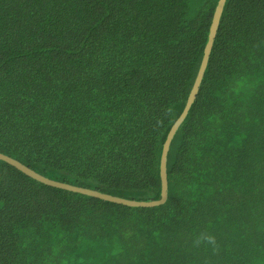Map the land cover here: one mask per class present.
<instances>
[{
	"label": "trees",
	"instance_id": "trees-1",
	"mask_svg": "<svg viewBox=\"0 0 264 264\" xmlns=\"http://www.w3.org/2000/svg\"><path fill=\"white\" fill-rule=\"evenodd\" d=\"M218 3L0 0V153L159 199ZM206 66L162 204L0 158V264H264V0H226Z\"/></svg>",
	"mask_w": 264,
	"mask_h": 264
},
{
	"label": "water",
	"instance_id": "water-1",
	"mask_svg": "<svg viewBox=\"0 0 264 264\" xmlns=\"http://www.w3.org/2000/svg\"><path fill=\"white\" fill-rule=\"evenodd\" d=\"M226 0H219L218 5L216 6V11L214 13V17H213V21L210 27V33H209V39L208 42L206 44L205 47V52H204V56L202 59V63L200 64V69L198 72V75L196 77L195 83L193 85V88L189 94L186 106L182 112V114L180 115V117L177 119V121L173 124L168 137L164 143V148H163V153H162V158H161V178H162V191H161V196L159 199H155V200H150V201H137V200H132V199H127L124 197H119L110 193H105L102 192L100 190H96V189H92V188H88V187H82V186H77V185H73L64 181H59V180H55V179H51L39 172H37L36 170L32 169L31 167L23 164L22 162H20L19 160H17L14 157H11L7 154L4 153H0V158L6 160L7 162L15 165L17 168H19L21 171L25 172L26 174L30 175L31 177L52 185V186H57V187H61V188H65V189H69V190H73V191H77V192H81V193H85L88 195H92V196H96V197H100L106 200H110V201H114V202H118V203H124V204H129V205H136V206H152V205H159L164 203L167 200L168 197V179H167V161H168V154H169V149H170V145L172 142V139L175 135V133L177 132L178 128L180 127V124L183 123L184 119L186 118L193 102L196 99V96L198 94L199 91V87L201 85L202 79L204 77V73L206 70V64H208L209 61V57L212 51V47H213V43H214V39L218 30V26H219V22H220V18L225 6Z\"/></svg>",
	"mask_w": 264,
	"mask_h": 264
}]
</instances>
